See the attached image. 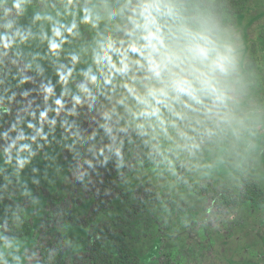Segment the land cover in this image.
I'll return each instance as SVG.
<instances>
[{
    "label": "rangeland",
    "instance_id": "rangeland-1",
    "mask_svg": "<svg viewBox=\"0 0 264 264\" xmlns=\"http://www.w3.org/2000/svg\"><path fill=\"white\" fill-rule=\"evenodd\" d=\"M132 1L0 0V40L32 76L47 84L38 107L12 116L23 132L15 153H0V172L19 186L16 199L34 226L29 236L1 246V264H39L41 250L61 237L71 257L88 250L84 222L95 204L91 187L98 175L88 160L120 128L147 134L163 163L160 169L138 167L129 173L121 167L122 194L98 212L97 221L124 217L126 239L144 264L167 257L174 264H264V208L245 203L222 207L210 193L192 190L207 182L216 190L229 187L240 194L246 175L264 186V0H250L225 27L241 52L234 75L237 91L229 103L233 118L197 137L198 147L190 152L178 146L182 142L153 133L137 117L124 87L131 78L116 76L105 84L94 62L97 42L104 37L127 47L124 18ZM53 42L59 47L53 49ZM113 61L119 66L115 55ZM90 69L97 82L84 75ZM108 71L105 67L104 74ZM130 77L146 83L142 70L133 68ZM177 164L187 168L192 187L177 180ZM145 182L174 202L144 199L139 187Z\"/></svg>",
    "mask_w": 264,
    "mask_h": 264
},
{
    "label": "clouds",
    "instance_id": "clouds-1",
    "mask_svg": "<svg viewBox=\"0 0 264 264\" xmlns=\"http://www.w3.org/2000/svg\"><path fill=\"white\" fill-rule=\"evenodd\" d=\"M129 12L128 46L117 47L111 37H104L97 42L94 62L105 84L116 76L131 78L124 87L137 117L153 133L182 142L178 146L190 152L198 147L197 137L210 135L233 118L229 103L237 91L240 48L216 14L197 0H135ZM51 47L59 45L53 42ZM133 68L145 73L146 83L130 77ZM84 75L98 81L91 69Z\"/></svg>",
    "mask_w": 264,
    "mask_h": 264
},
{
    "label": "trees",
    "instance_id": "trees-1",
    "mask_svg": "<svg viewBox=\"0 0 264 264\" xmlns=\"http://www.w3.org/2000/svg\"><path fill=\"white\" fill-rule=\"evenodd\" d=\"M249 1L197 0L216 14L224 28L229 25L231 19L244 11ZM134 3L135 0L129 8ZM12 8L20 11L17 7ZM129 8L124 18L123 34L127 46L131 39L128 35L131 28ZM18 21L13 19V25L18 26ZM46 85L40 78L32 76L0 40V153L7 156L15 153L23 132L13 125L12 116L14 113L18 114L20 109L32 111L34 107H38L43 100ZM162 163V156L151 143L149 136L137 129L120 128L105 138L98 145L94 156L88 160L89 169H93L95 175L98 174L96 183L91 187L95 204L92 213L84 222L88 229V250L71 257L66 254L67 242L61 237L58 238V244L46 246L41 250L39 264H144L126 239L128 232L125 229L124 217L116 215L105 221H97L96 218L98 212L111 207L112 201L122 194L118 174L121 167L122 171L129 173L138 167L160 169ZM176 171L181 186L192 187L190 185L194 181L187 182V168L177 164ZM192 190L210 193L222 207L234 208L245 203L256 209L264 208V186L250 175L243 177L240 194L229 187L216 190L207 182L194 184ZM140 191L144 199L152 202H164L165 205L174 202L171 196L163 197L152 182L142 183ZM19 193V186L9 179L7 173L0 172V248L3 244L29 236L34 231L33 223L23 214L25 205L16 199ZM167 258L157 264H174Z\"/></svg>",
    "mask_w": 264,
    "mask_h": 264
}]
</instances>
